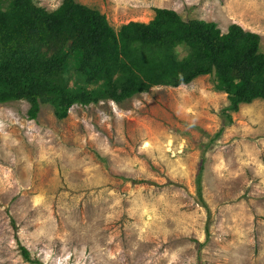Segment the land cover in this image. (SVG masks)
<instances>
[{
  "label": "rangeland",
  "instance_id": "374dc122",
  "mask_svg": "<svg viewBox=\"0 0 264 264\" xmlns=\"http://www.w3.org/2000/svg\"><path fill=\"white\" fill-rule=\"evenodd\" d=\"M75 1L114 29L154 8L223 33L236 23L264 53V0ZM227 104L209 75L63 118L48 103L35 119L25 100L0 103V264H264V100L230 124Z\"/></svg>",
  "mask_w": 264,
  "mask_h": 264
},
{
  "label": "trees",
  "instance_id": "16d2710c",
  "mask_svg": "<svg viewBox=\"0 0 264 264\" xmlns=\"http://www.w3.org/2000/svg\"><path fill=\"white\" fill-rule=\"evenodd\" d=\"M153 10L148 22L114 29L104 14L75 0H61L53 10L33 0H0V103L27 101L30 119L48 103L63 118L75 104L121 103L153 86L186 85L203 75L226 94L227 124L240 104L264 100L257 33L236 23L223 33L212 21ZM202 162L203 156L195 178L199 198ZM19 249L30 261L28 250Z\"/></svg>",
  "mask_w": 264,
  "mask_h": 264
}]
</instances>
